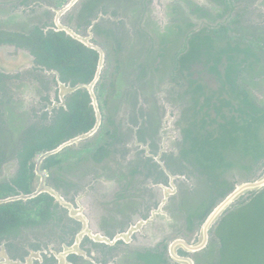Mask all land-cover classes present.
<instances>
[{"label": "flooded vegetation", "instance_id": "1", "mask_svg": "<svg viewBox=\"0 0 264 264\" xmlns=\"http://www.w3.org/2000/svg\"><path fill=\"white\" fill-rule=\"evenodd\" d=\"M0 264H264V0H0Z\"/></svg>", "mask_w": 264, "mask_h": 264}]
</instances>
